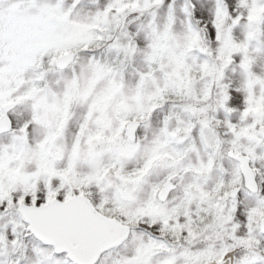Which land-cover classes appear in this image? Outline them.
Returning <instances> with one entry per match:
<instances>
[{
    "label": "snow or ice",
    "instance_id": "obj_1",
    "mask_svg": "<svg viewBox=\"0 0 264 264\" xmlns=\"http://www.w3.org/2000/svg\"><path fill=\"white\" fill-rule=\"evenodd\" d=\"M0 264H264V0H0Z\"/></svg>",
    "mask_w": 264,
    "mask_h": 264
}]
</instances>
